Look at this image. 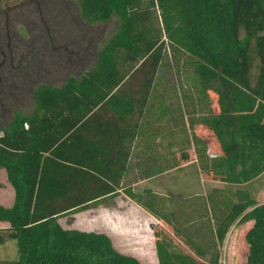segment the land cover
Here are the masks:
<instances>
[{
	"label": "trees",
	"instance_id": "obj_1",
	"mask_svg": "<svg viewBox=\"0 0 264 264\" xmlns=\"http://www.w3.org/2000/svg\"><path fill=\"white\" fill-rule=\"evenodd\" d=\"M74 2L85 23L115 14L119 26L91 68L36 84L33 110L0 127L13 190L0 205V244L16 251L0 264H140L104 233L50 223L118 194L159 222L158 264H220L230 228L248 222L245 263L264 264V202L246 189L264 173V0ZM167 59L179 76L173 92L158 81ZM189 162L222 187L190 198L133 188Z\"/></svg>",
	"mask_w": 264,
	"mask_h": 264
},
{
	"label": "rangeland",
	"instance_id": "obj_2",
	"mask_svg": "<svg viewBox=\"0 0 264 264\" xmlns=\"http://www.w3.org/2000/svg\"><path fill=\"white\" fill-rule=\"evenodd\" d=\"M37 1L38 8L34 4L24 5L12 14V17L17 14V27L12 22L11 29L17 30V45L24 51V57L16 77L11 80L13 92L0 94V127L10 122L14 111L28 114L33 110L32 89L36 84L60 86L68 75H78L91 68L98 52L119 26L120 19L115 14L104 23H85L74 0ZM0 25L3 29L2 8ZM178 77L175 64L164 60L158 70L160 87L171 92L177 90ZM195 132L207 139L210 154L217 152V145L207 130L197 126ZM163 148L164 144L161 152H165ZM214 187L222 185L202 180L190 162L133 185L136 191L150 189L158 195L189 198ZM246 189L258 203L264 202V173ZM12 199L13 190L5 171L0 169V205L9 207ZM50 223L63 229L104 233L118 252L135 257L140 264H158L153 228L159 222L123 194L105 197L78 212L59 215ZM251 225L248 222L230 228L220 250V264H246L244 234ZM7 226L0 222V229ZM15 255L14 241L0 244V259H13Z\"/></svg>",
	"mask_w": 264,
	"mask_h": 264
},
{
	"label": "flooded vegetation",
	"instance_id": "obj_3",
	"mask_svg": "<svg viewBox=\"0 0 264 264\" xmlns=\"http://www.w3.org/2000/svg\"><path fill=\"white\" fill-rule=\"evenodd\" d=\"M16 3L1 6L4 13V9L11 7ZM34 4L38 8V1L34 0L30 4ZM17 10V8L12 9L9 12V26L8 30L5 26V14H4V26L0 25V94H9L13 92L14 87L12 86L11 80L17 75V69L20 67L23 61L22 48L17 45V30L11 29V24L13 22L15 28L17 27V14L12 17V14Z\"/></svg>",
	"mask_w": 264,
	"mask_h": 264
},
{
	"label": "water",
	"instance_id": "obj_4",
	"mask_svg": "<svg viewBox=\"0 0 264 264\" xmlns=\"http://www.w3.org/2000/svg\"><path fill=\"white\" fill-rule=\"evenodd\" d=\"M34 0H22L18 3H16L15 5L11 6V7H7L4 9V14H5V26L8 30V26H9V12L14 9V8H19L22 7L24 5L30 4L31 2H33Z\"/></svg>",
	"mask_w": 264,
	"mask_h": 264
}]
</instances>
